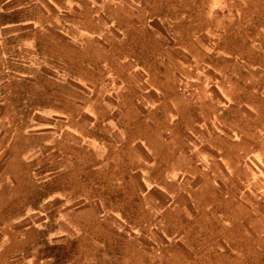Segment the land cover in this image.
<instances>
[{"label":"crops","instance_id":"crops-1","mask_svg":"<svg viewBox=\"0 0 264 264\" xmlns=\"http://www.w3.org/2000/svg\"><path fill=\"white\" fill-rule=\"evenodd\" d=\"M2 123L68 172L33 209L63 239L89 204L140 203L157 222L126 234L156 241L132 264H264V0H0ZM83 172L123 194L72 193ZM33 226L0 222V264H54L25 252Z\"/></svg>","mask_w":264,"mask_h":264},{"label":"rangeland","instance_id":"rangeland-1","mask_svg":"<svg viewBox=\"0 0 264 264\" xmlns=\"http://www.w3.org/2000/svg\"><path fill=\"white\" fill-rule=\"evenodd\" d=\"M28 126V123L0 124L3 132L0 143L6 145L4 154L0 156L2 185L0 187V201L2 200L0 206L5 207L6 218L0 219V222H5L6 228L10 226L8 228L13 232L28 223L34 225L32 229L26 230L27 232L25 231L26 233L20 236V238L23 236V240L28 244L25 247V252L32 253L31 255L37 258L50 257L54 264H61L62 261L68 262L73 259L77 253L75 248L79 242L86 247V250L83 251L84 258H81L84 261L83 264H132L135 257H140L138 254L142 256L143 252H147L142 248L146 249L149 243L156 241L155 236L126 234V229H130V226L137 229L142 227L143 222H157L153 219L154 216L148 217V210L143 216V205L140 203L131 205L132 210L128 211V217L125 213V203H106L108 208L117 209L122 218H97L95 206L89 204L90 210L82 217H74L69 220L71 224L75 225V232L70 229L73 234L65 236L66 239H63L61 235L60 223L63 222L61 219L57 220L52 216L46 219L33 210L37 207L40 209V206L43 208L46 206L45 203H42L44 198L52 190L61 189L59 184L68 172L65 174L57 172L52 179H48L51 175L47 174V170H45L47 160L44 154V145H41L40 139H30L29 136H25L24 132ZM20 131L22 135H18ZM13 132L19 136L15 142L14 139L8 138ZM36 148L40 150L41 154L39 151L38 155L30 154ZM81 174V178H83L81 184L78 185L75 182L76 185L70 188L72 193L77 192L90 197L99 193L102 195L123 194L119 192V188L94 187L93 172ZM49 180H52L53 183H49ZM133 195L135 199L137 188H134ZM9 215L15 216L10 218ZM17 216H26V219L21 220ZM76 230L78 234H76ZM0 231L3 230L0 229ZM16 234L15 236L11 234L9 240L6 239V241L11 244L15 243L19 239L18 233ZM149 237L151 239H148ZM262 261L264 262V256Z\"/></svg>","mask_w":264,"mask_h":264}]
</instances>
